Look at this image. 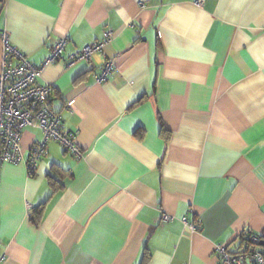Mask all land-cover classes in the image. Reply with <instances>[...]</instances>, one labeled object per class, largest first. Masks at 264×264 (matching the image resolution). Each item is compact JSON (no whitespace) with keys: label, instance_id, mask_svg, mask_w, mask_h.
Instances as JSON below:
<instances>
[{"label":"crops","instance_id":"crops-1","mask_svg":"<svg viewBox=\"0 0 264 264\" xmlns=\"http://www.w3.org/2000/svg\"><path fill=\"white\" fill-rule=\"evenodd\" d=\"M4 33L83 156L50 140L33 175L3 163V264H216L244 231L264 239V0H2L0 72ZM41 139L24 129L25 158Z\"/></svg>","mask_w":264,"mask_h":264},{"label":"built area","instance_id":"built-area-1","mask_svg":"<svg viewBox=\"0 0 264 264\" xmlns=\"http://www.w3.org/2000/svg\"><path fill=\"white\" fill-rule=\"evenodd\" d=\"M204 0H197L202 4ZM104 37L94 41L79 51L73 52L67 66L73 65L79 60H85L91 65L94 53L102 52L107 44L114 38L112 30H105ZM3 60L0 72V172L3 163H19L24 161L30 175H33L43 156L48 153L47 143L50 140L59 142L67 151L77 157H82L83 152L74 143V135L62 129L61 114L52 106L54 88L50 84L38 81L41 70L20 49L12 45L6 33L3 34ZM67 44V37H61L53 46L51 53L45 60V64L57 62L62 56ZM116 58L108 59L97 81L102 83L114 72ZM26 127L39 128L42 131V139L35 142L25 158L22 145L23 132ZM174 217L163 213L161 222H168ZM185 225L191 232L199 231L197 222H187ZM1 232V224H0ZM252 241L259 243L261 236L254 234ZM1 246V242H0ZM216 264H264V255L256 250L249 254L244 251H231L224 245H218L215 249ZM6 254L0 250V264H3Z\"/></svg>","mask_w":264,"mask_h":264},{"label":"trees","instance_id":"trees-1","mask_svg":"<svg viewBox=\"0 0 264 264\" xmlns=\"http://www.w3.org/2000/svg\"><path fill=\"white\" fill-rule=\"evenodd\" d=\"M253 233L250 230H246L241 235L242 244L238 247L235 251H244L248 252L249 254L254 253L256 250H259L264 255V239L261 237V241L259 243H255L252 241Z\"/></svg>","mask_w":264,"mask_h":264},{"label":"water","instance_id":"water-1","mask_svg":"<svg viewBox=\"0 0 264 264\" xmlns=\"http://www.w3.org/2000/svg\"><path fill=\"white\" fill-rule=\"evenodd\" d=\"M1 6H2V0H0V8H1Z\"/></svg>","mask_w":264,"mask_h":264}]
</instances>
